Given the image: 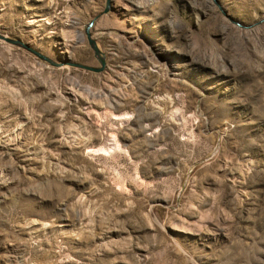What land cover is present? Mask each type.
I'll return each mask as SVG.
<instances>
[{
	"label": "rangeland",
	"instance_id": "rangeland-1",
	"mask_svg": "<svg viewBox=\"0 0 264 264\" xmlns=\"http://www.w3.org/2000/svg\"><path fill=\"white\" fill-rule=\"evenodd\" d=\"M0 264H264V0H0Z\"/></svg>",
	"mask_w": 264,
	"mask_h": 264
}]
</instances>
